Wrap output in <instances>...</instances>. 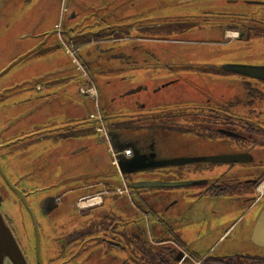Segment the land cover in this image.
<instances>
[{"label": "rangeland", "instance_id": "374dc122", "mask_svg": "<svg viewBox=\"0 0 264 264\" xmlns=\"http://www.w3.org/2000/svg\"><path fill=\"white\" fill-rule=\"evenodd\" d=\"M152 5L146 0H0V209L29 264H49L50 259H54L52 264H75L71 258L74 253L93 255L95 264H108L101 257L114 255L113 250L106 253L105 246H86L83 250L75 246L80 226L95 220L91 217L95 212L86 217L78 215L74 202L89 192L76 189L96 185V190L115 191L123 187L117 167L112 165L111 145L100 134L95 133L91 146L102 162L95 163L98 172L108 173V180L102 182H90L85 176L90 164L84 163L86 154L73 155L74 138L55 142V149L45 153L44 135L92 129L90 115L99 111L110 124L127 120L109 118L118 113L132 115L138 121L185 108L189 87L151 80L156 77L152 60L143 58V53L158 54L165 47L182 56L189 50H175L173 43L156 46L154 34H143L170 24L148 17ZM90 86L98 97L88 95ZM173 172L168 176L154 171L139 180L184 179L176 178ZM16 189L38 193L27 195ZM165 190L173 193L144 208L184 216L192 227L201 225L200 236L184 246L197 255L213 250L216 255L225 245L237 242L239 234L250 230L264 211V197L249 212L253 199L245 196L196 198L184 188L154 191ZM47 195L61 200L54 216L48 218L38 205V200ZM140 195L148 193L140 191ZM133 199L138 205V196L133 194ZM48 222L55 228H48ZM150 222L153 228V219Z\"/></svg>", "mask_w": 264, "mask_h": 264}, {"label": "flooded vegetation", "instance_id": "af4514ba", "mask_svg": "<svg viewBox=\"0 0 264 264\" xmlns=\"http://www.w3.org/2000/svg\"><path fill=\"white\" fill-rule=\"evenodd\" d=\"M146 1L153 4L148 8L152 12L149 18L170 24L143 34H154L156 46L173 43L175 50L176 47L190 50L187 56L172 53L166 47L162 55L143 53L144 59L152 60L151 69L156 77L151 80L160 85L189 87L188 97L183 101L185 108L153 118H137L138 121L132 115L118 113L109 118L127 120L110 124L108 117L99 111L98 115H90L92 129L44 135L45 153L55 149L60 141L75 139L73 155H87L84 163L88 162L90 169L84 172L90 182L108 180L106 170L98 172L95 167V163H102L91 146L95 133L107 143L109 135L113 145L129 149L126 158L139 159L137 165L125 166L126 170L135 168L131 172L122 173L116 166L123 181L121 191L96 190V185L76 189L89 192L74 202L78 215L86 217L95 212L91 216L95 220L76 231L75 246L83 247L82 250L86 246H105L106 253L113 250L114 255L101 257L108 264H264V216H259L250 230L244 229L239 234L237 242L225 245L216 255L215 250L197 255L187 252L184 246L200 236L201 225L192 227L184 216L144 208L173 193L154 191L161 188H184L196 198L245 196L253 199L247 208L249 212L264 197V0ZM88 95L98 97L91 86ZM111 150L114 152L113 147ZM173 159L185 163L162 165ZM154 171L168 176L174 171L176 178L184 179L151 181L160 183L152 187L134 186L143 182L139 180L141 175ZM16 191L27 195L38 193ZM140 191L148 196L140 195ZM133 194L138 196V205ZM0 200L2 204L1 197ZM60 201L50 195L38 200L41 214L46 218L54 216ZM29 211L32 216L36 214L30 206ZM45 224L55 228L53 223ZM85 235L90 236L81 238ZM89 240L94 243L86 245ZM71 258L75 264H95L93 255L74 253ZM48 261L54 263V259Z\"/></svg>", "mask_w": 264, "mask_h": 264}, {"label": "water", "instance_id": "95a60500", "mask_svg": "<svg viewBox=\"0 0 264 264\" xmlns=\"http://www.w3.org/2000/svg\"><path fill=\"white\" fill-rule=\"evenodd\" d=\"M101 138L103 139L102 136ZM112 147L115 153H120L117 156L118 167L120 171L122 173H125L135 170V168L126 170L125 166L126 165L135 166L138 164L139 159L126 158L123 154H121V152L126 148L124 146L119 147L112 144ZM181 163H185V162L182 161L181 159H173L171 161L164 162L162 165L181 164ZM112 165H114L113 161H112ZM159 185L160 183L150 181V182L138 183L135 184L134 186L136 188H142V187H152ZM165 185H169V184H165ZM0 205H1V200H0ZM260 216L262 217L264 216V211L261 213ZM0 264H29L1 209H0Z\"/></svg>", "mask_w": 264, "mask_h": 264}, {"label": "built area", "instance_id": "2783aa9c", "mask_svg": "<svg viewBox=\"0 0 264 264\" xmlns=\"http://www.w3.org/2000/svg\"><path fill=\"white\" fill-rule=\"evenodd\" d=\"M129 153H130V150H125L124 152H123V154L125 155V156H129ZM112 157H113V162H114V164H116L117 165V153H114L113 151H112ZM120 191V190H119Z\"/></svg>", "mask_w": 264, "mask_h": 264}]
</instances>
